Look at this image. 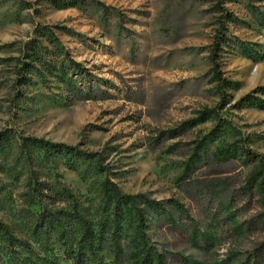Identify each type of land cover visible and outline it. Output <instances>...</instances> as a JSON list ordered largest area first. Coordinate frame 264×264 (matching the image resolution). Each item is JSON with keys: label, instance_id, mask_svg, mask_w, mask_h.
I'll return each instance as SVG.
<instances>
[{"label": "rangeland", "instance_id": "obj_1", "mask_svg": "<svg viewBox=\"0 0 264 264\" xmlns=\"http://www.w3.org/2000/svg\"><path fill=\"white\" fill-rule=\"evenodd\" d=\"M214 4L0 0V264H73L68 253L85 232L94 237L91 264H143L148 247L165 264H243L264 240L262 203L247 188L264 161V105H236L264 86V0L226 2L234 16L220 56L225 104L210 73L221 16ZM211 108L226 118L215 134ZM25 138L95 155L47 152ZM242 142L256 161L242 155ZM107 178L165 203L166 216L147 209L144 242L134 203L117 202ZM36 180L74 194L46 226L30 195Z\"/></svg>", "mask_w": 264, "mask_h": 264}, {"label": "trees", "instance_id": "obj_2", "mask_svg": "<svg viewBox=\"0 0 264 264\" xmlns=\"http://www.w3.org/2000/svg\"><path fill=\"white\" fill-rule=\"evenodd\" d=\"M215 4V7L218 11L221 12L220 16V26L216 30V34L214 36L212 50L210 53V59L212 62V66L210 68V73L213 75L215 80L219 81V86L221 87V94H222V104L227 103V93L224 89L226 85L229 84V80L225 78L224 72L221 67L220 56L222 51L224 50V46L229 42V36L227 33V22L233 19L234 14L226 8L227 0H211ZM104 5V4H103ZM105 7V5L103 6ZM71 62L77 67L78 69L81 68V64L76 60L70 58ZM257 93H261L264 95V86H260L256 88L252 93L245 95L242 99H240L236 105L239 107L244 106H251L256 104L258 101L261 105H264V99L260 96H257ZM218 108H211L207 109L206 114L217 113L216 116L219 117L220 122L216 129L212 132L215 134L216 131H219L224 120L226 118L221 117V114L218 113ZM26 140L32 141V143H36L39 146H44L47 152H51L53 150L58 151L62 150L68 153H74L79 157L90 158L93 157L94 153H89L80 149L77 145H68L61 142H50L45 139L41 138H25ZM239 149L242 155H244L247 161H256L259 157V154L249 148L246 143H240ZM195 170H192L194 172ZM192 172H189V175H192ZM264 174V161L260 163L256 172L249 176L247 188H251L248 193L251 195L257 194L261 201V205L263 207V211L261 212L258 219L264 222V178L258 184V180ZM258 184V185H257ZM105 186L109 190L111 196L116 199L117 202H133L135 207V215L138 218V226L140 232L138 234L139 239L141 242H144L147 238L145 234V230L148 228V217H147V209L153 208L159 212H162L164 216L168 213L165 207V203L151 199L148 197L147 194H126L120 188V186L110 178L105 180ZM256 186H260V189L256 188ZM30 195H32L33 201L39 203L41 206V211L38 214V223L42 226H46L49 221H53L58 218V214L64 215L67 210L64 208L58 207V203L60 201H69L74 198V194L67 188L57 187L55 184L48 182V181H41L36 180L34 183H31V191ZM169 206L173 207L177 210V212L181 215L186 216L189 223L194 225L192 222V216L187 213L186 207L184 204L180 203L178 200L171 199L169 200ZM2 225V224H0ZM197 226V225H196ZM189 227L186 228V237H189L190 241H193L197 245V235L199 233H189ZM196 235V236H195ZM209 237L206 236V243L208 242ZM78 248L74 249V251H69L68 258L73 261V264H91L92 257L89 251L92 249V245L94 243V237L91 236L89 233H83L79 240L77 241ZM151 247L146 248V254L143 258V264H153L157 261V264H165L166 258L164 257L163 253H159L152 251ZM243 264H264V240L258 243L251 251H248L245 257V261Z\"/></svg>", "mask_w": 264, "mask_h": 264}]
</instances>
